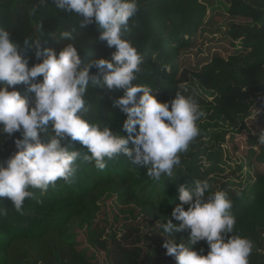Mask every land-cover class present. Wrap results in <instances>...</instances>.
<instances>
[{
  "label": "trees",
  "instance_id": "1",
  "mask_svg": "<svg viewBox=\"0 0 264 264\" xmlns=\"http://www.w3.org/2000/svg\"><path fill=\"white\" fill-rule=\"evenodd\" d=\"M138 12L129 20V30L122 32L142 57V72L134 84L151 87L160 102L171 101L176 92L194 96L205 115L197 122L200 134L180 153L181 163L171 177L162 176L154 182L146 175L147 167L133 166L125 155L111 160L98 170L95 162L83 159L88 150L79 141H70L69 150L81 153L77 171L71 182L58 179L46 191L29 188L34 195L26 198L23 214L18 213L7 197L0 198V264H10L16 244H29L49 235V253L36 258L44 264L45 257L54 254L60 264H92L78 250L67 225L78 220L90 225L100 201L108 195L115 200L141 209L157 222L172 219L171 212L180 204L177 186L194 180H207L209 194L223 191L232 201L236 218L233 235L253 241L249 264H264V145L257 140L262 132L252 134L247 125L251 111L264 112V9L251 0H137ZM35 8V16L29 10ZM224 14V15H223ZM223 17L218 20L217 17ZM83 17L56 8L52 0H0V28L12 33V39L24 47L25 38L41 37L43 47L57 51L68 43L77 47L81 67L98 58L112 59L115 47L109 48L99 39L102 29L95 23L80 26ZM75 28L73 40L61 38V33ZM24 56L29 67L42 62L33 50ZM96 69H91L95 74ZM42 80L41 77L36 78ZM30 102L34 93L28 86H14ZM124 89L108 90L91 83L84 95L86 111L82 118L90 124L108 126L114 134L127 137L123 130L127 116L115 105ZM140 95V94H138ZM138 129V126H137ZM247 133L245 150L240 156L231 154L223 145L235 135ZM52 122L46 132L52 135ZM134 135V134H133ZM17 132L0 135V164L15 151ZM131 143L129 147H131ZM237 150L236 146H232ZM37 201H41L38 203ZM187 210L188 205H185ZM172 222L179 224L172 219ZM190 230L172 235L177 243L190 246ZM161 229L142 233L131 227L110 235L107 249L111 264H176L162 246ZM232 234H228L231 236ZM198 254L206 255L205 241L191 246Z\"/></svg>",
  "mask_w": 264,
  "mask_h": 264
},
{
  "label": "clouds",
  "instance_id": "2",
  "mask_svg": "<svg viewBox=\"0 0 264 264\" xmlns=\"http://www.w3.org/2000/svg\"><path fill=\"white\" fill-rule=\"evenodd\" d=\"M52 2L63 12L82 16L80 26L98 25L103 30L99 39L116 51L111 60L101 57L81 67V57L72 43L57 53L43 47L41 37H29L21 49L12 33L0 28V135L20 133L14 141L17 151L0 164V198H9L21 215L26 198L34 195L30 187L46 191L58 179L71 182L81 153L69 150L70 141H79L87 148L89 154L83 159L94 161L98 170L105 169L106 158L123 154L131 165L147 167L146 175L159 182L162 176L173 175L174 167L181 163L179 154L186 152L200 134L197 122L205 115L194 96L177 91L171 101L160 102L151 87L133 83L142 72V57L128 40L122 39V32L129 30V20L139 10L137 0ZM36 11L30 9L29 15L35 16ZM75 31H63L61 38L73 40ZM27 50H33L42 62L29 67L23 54ZM93 68L95 74L91 73ZM41 76L42 80L37 81ZM22 83L34 93L31 102L14 87ZM90 83L108 90L124 89L115 105L127 116L123 124L126 138L114 134L107 125L90 124L82 118ZM49 121L53 134L44 137L41 134ZM257 142L264 145V132ZM209 187L207 180L199 179L177 186L181 203L174 207L171 217L179 224L172 219L157 224L166 255L174 257L176 264H249L253 241L233 235L236 218L231 211L232 201L223 191L209 194L205 200ZM6 215L7 211L0 209V216ZM184 230H190V246L171 239ZM200 241L209 247L206 255L191 248Z\"/></svg>",
  "mask_w": 264,
  "mask_h": 264
},
{
  "label": "rangeland",
  "instance_id": "3",
  "mask_svg": "<svg viewBox=\"0 0 264 264\" xmlns=\"http://www.w3.org/2000/svg\"><path fill=\"white\" fill-rule=\"evenodd\" d=\"M251 2L264 9V0H251ZM224 15V14H223ZM223 15L217 17L220 20ZM247 125L252 134L264 132V112L260 113L256 109L251 111V116L247 119ZM247 133L235 135L232 141L223 145L225 150L240 156L241 151L246 147ZM233 145L237 150L233 149ZM253 166L259 170L264 169L260 164L253 162ZM158 222L153 217H148L145 213L133 205H126L115 200L114 195L105 196L100 201L99 209L90 225L80 223L78 220L71 221L65 233H69L74 238L75 247L82 251L84 256L92 264H111L107 256V249L100 244L99 239L106 241V246H110V235L113 232L120 233L126 228L136 227L142 233L153 231L157 228ZM49 235L40 240H35L29 244H16L10 253V264H34L36 258L44 257L47 251ZM45 263L60 264V260L54 254L45 257ZM37 264H44L38 260Z\"/></svg>",
  "mask_w": 264,
  "mask_h": 264
}]
</instances>
